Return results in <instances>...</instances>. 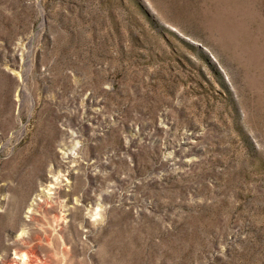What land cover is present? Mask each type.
I'll use <instances>...</instances> for the list:
<instances>
[{
	"label": "rangeland",
	"instance_id": "rangeland-1",
	"mask_svg": "<svg viewBox=\"0 0 264 264\" xmlns=\"http://www.w3.org/2000/svg\"><path fill=\"white\" fill-rule=\"evenodd\" d=\"M0 264H264V0H0Z\"/></svg>",
	"mask_w": 264,
	"mask_h": 264
}]
</instances>
